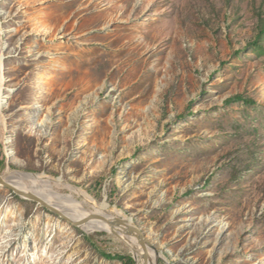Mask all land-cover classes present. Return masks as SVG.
Here are the masks:
<instances>
[{
	"label": "rangeland",
	"instance_id": "1",
	"mask_svg": "<svg viewBox=\"0 0 264 264\" xmlns=\"http://www.w3.org/2000/svg\"><path fill=\"white\" fill-rule=\"evenodd\" d=\"M263 24L264 0H0V177L106 203L156 264H264ZM104 255L133 252L0 186V264Z\"/></svg>",
	"mask_w": 264,
	"mask_h": 264
},
{
	"label": "bare ground",
	"instance_id": "2",
	"mask_svg": "<svg viewBox=\"0 0 264 264\" xmlns=\"http://www.w3.org/2000/svg\"><path fill=\"white\" fill-rule=\"evenodd\" d=\"M4 50H5L4 46L0 44V85L2 83L1 70L3 68H1V61L3 55L2 53ZM1 104H2V100L0 97V105ZM0 108H2V106H0ZM23 178H29V181L31 180L30 184L24 183ZM46 180L47 178L42 177V175L36 176L34 174L18 173L12 177L6 178L5 182L8 183L10 187L14 189H18L21 193L22 198H24L26 195H33L38 200H41L51 205L52 207L56 208L61 214L66 216L68 219L79 222L80 228L86 233H92L94 231H104L108 234H113V235L116 234L119 238L123 239V241L128 245V247L131 248L132 252L136 251L135 258L137 264H156L158 258L161 257L160 253L154 250V248L151 246L145 245L140 247L138 240L127 238L128 236L125 237L124 234L127 231L126 229H129L128 228L129 225H132L131 219L127 221L124 220L125 225H117L115 224V221L116 219L120 218L119 214H115V216L109 215L106 213V208H107L106 203L103 202L98 206H94L95 202L93 203L91 199H86V198H85L86 203L94 206L93 210L87 212L86 214L80 213L78 211H75V209L66 206H64L63 208L57 203L56 201L57 196L55 195V193L51 192V188L48 186V182ZM40 181H41V185H43L41 189L39 184ZM144 254H145V261L142 259V256Z\"/></svg>",
	"mask_w": 264,
	"mask_h": 264
},
{
	"label": "water",
	"instance_id": "3",
	"mask_svg": "<svg viewBox=\"0 0 264 264\" xmlns=\"http://www.w3.org/2000/svg\"><path fill=\"white\" fill-rule=\"evenodd\" d=\"M0 186L1 187H7V188H9L13 193H15V194H17V195H19L21 197L20 191L18 189H14V188L10 187V185H8V183L5 182V180H4L3 177H0ZM24 199H28V200L34 201L37 204H39L40 206L45 207L48 210H50V211H52L54 213L59 214L61 217H63L64 219H66L67 221H69L70 223H72L74 226L80 227L79 222L72 221V220L68 219L66 216H64L63 214H61L56 208L52 207L51 205H49V204H47V203H45V202H43L41 200H38L35 196H33V195H26L24 197ZM115 224H117V225H125V221L124 220H120V219H116ZM128 228L129 229H126L127 231L124 234L125 236L128 233L133 234L134 236H136L137 239H138V241H139L140 247L145 246V245L151 246L150 244H148V242L145 239L142 238V234H140V232L134 227V225H129ZM114 235H116V234H114ZM135 253H136V251L133 252V257H132L134 260H136V258H135V255L136 254ZM142 259L145 261V254L142 256Z\"/></svg>",
	"mask_w": 264,
	"mask_h": 264
},
{
	"label": "trees",
	"instance_id": "4",
	"mask_svg": "<svg viewBox=\"0 0 264 264\" xmlns=\"http://www.w3.org/2000/svg\"><path fill=\"white\" fill-rule=\"evenodd\" d=\"M264 42V24L260 26L259 28V32L256 36V39L252 45V49L254 52H256L258 55H261L264 52V46L263 43ZM233 100L236 101H242L243 98L241 96H236L233 98ZM249 102V101H247ZM107 259H111V260H118L120 261L122 264H134L133 259L130 256H121V255H104Z\"/></svg>",
	"mask_w": 264,
	"mask_h": 264
}]
</instances>
